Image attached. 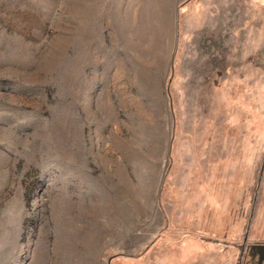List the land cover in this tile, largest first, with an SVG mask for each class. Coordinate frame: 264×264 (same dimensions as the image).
<instances>
[{"label": "rangeland", "instance_id": "rangeland-1", "mask_svg": "<svg viewBox=\"0 0 264 264\" xmlns=\"http://www.w3.org/2000/svg\"><path fill=\"white\" fill-rule=\"evenodd\" d=\"M264 0H0V264H264Z\"/></svg>", "mask_w": 264, "mask_h": 264}, {"label": "water", "instance_id": "water-1", "mask_svg": "<svg viewBox=\"0 0 264 264\" xmlns=\"http://www.w3.org/2000/svg\"><path fill=\"white\" fill-rule=\"evenodd\" d=\"M251 250L258 254L259 261H264V244H256L251 246Z\"/></svg>", "mask_w": 264, "mask_h": 264}]
</instances>
